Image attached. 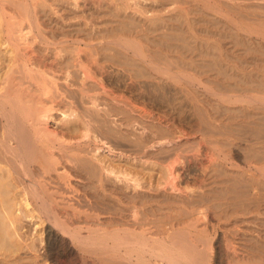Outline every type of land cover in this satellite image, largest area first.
Segmentation results:
<instances>
[{
  "label": "bare ground",
  "instance_id": "6f19581e",
  "mask_svg": "<svg viewBox=\"0 0 264 264\" xmlns=\"http://www.w3.org/2000/svg\"><path fill=\"white\" fill-rule=\"evenodd\" d=\"M66 1L0 0V20L5 23L0 22V215L3 217L0 221V249L6 250L5 254L2 252L5 259L0 260V264H206L204 259L198 260L196 256L200 246L192 235L203 227L200 220L204 218L210 222L223 221L224 231L216 242L221 264H230V258L237 252L235 242L233 249L225 245L224 241L227 243L230 239L227 230L243 222L258 223L257 228L250 227L255 233L251 239L264 248V0H178L182 4L179 8H210L203 12L214 18L222 10L237 13L235 41L240 49L237 58L232 54L231 57L214 52L207 54L204 49L202 53L190 55L197 47L191 40L196 35L184 29L190 27L193 20L189 11L184 9L171 14L168 11L153 13L148 8L138 7L143 13L142 18L124 15L129 18L118 22L115 31L142 34L146 42L127 36L125 41L120 39L118 43L117 38H111L119 47L106 45L112 53L108 51L105 56L127 72L129 82H124L127 86L141 77L152 79L156 86L151 92L147 91L144 101L160 105L156 106L158 111L155 109V113L153 108L143 107L145 109L141 112L147 119L141 120L139 133L131 131V134L110 125L104 115L110 111V101L116 102L118 119L122 125L127 124L134 117L128 107L133 109L136 99L132 101V97L114 91L108 82L103 81V72L99 75L98 68L90 61L91 54H88L91 51L86 49L90 52L82 53L84 47H93L98 52L94 42L96 31L81 26L82 22L70 29L68 32L74 36L78 50L74 51L75 57L70 53L66 55L63 53L67 52L64 38L68 32L54 21L52 24L42 19V11L38 9L107 8L115 4L114 0ZM157 1L147 7L150 5L151 10H159L161 6L157 3L160 0ZM123 2L122 6L126 4ZM161 2L165 6L166 1ZM117 15L123 17V13ZM85 19L89 22L91 18ZM80 33H85L86 37H81ZM105 40L110 42V39ZM82 44L86 46L81 48ZM216 48L220 50L218 46ZM62 104L66 124L52 127L49 125L52 111L63 108ZM83 129L87 132L91 129L93 134L96 131L101 138L99 143L102 138L122 137L123 140H117L128 141L134 162L138 159L143 168L149 166V160H154V165L159 164L156 167H159L158 178L152 170L147 186V182L141 181L144 176L141 173L143 176L128 169L118 170L99 157L93 160L76 153L82 150L81 142L70 140L76 139ZM87 132L85 130V134ZM83 134L82 138L87 136ZM191 134L200 135L199 145L205 147L203 154L190 155L191 150H188L192 147L191 143L188 145V136ZM66 135L72 136L69 142ZM233 136L240 139V144H245L240 149L246 153L243 168L229 172L224 159H220L222 154L215 157L210 150L217 147L216 144L229 145ZM58 143L62 145L60 151L55 149ZM113 149L110 147L108 151L112 154ZM70 150L74 152L70 153ZM193 164L201 168L197 171L202 174L192 171ZM71 176L77 180L73 182ZM181 176L192 184V189L186 191L191 187L186 186L182 190V180L179 183L174 181ZM221 176L226 178L221 179ZM150 189L160 192H149ZM22 210L34 219L37 216L44 226L40 239L45 242L44 253L36 255L29 252V248L25 253L35 256L26 259L18 254L21 228L18 230L16 222L21 220L18 216L22 215ZM33 211L37 215H33ZM150 213L154 216L149 217ZM167 224H170L169 229ZM237 231V228L233 229L236 238L237 235L241 238L242 233L237 234ZM199 239L198 243L202 239V245L209 241ZM206 249L205 252L201 250L202 253L207 254Z\"/></svg>",
  "mask_w": 264,
  "mask_h": 264
},
{
  "label": "rangeland",
  "instance_id": "374dc122",
  "mask_svg": "<svg viewBox=\"0 0 264 264\" xmlns=\"http://www.w3.org/2000/svg\"><path fill=\"white\" fill-rule=\"evenodd\" d=\"M71 1V0H70ZM111 1V0H110ZM133 1V0H132ZM131 0H124V2H123V0H114V3L116 4V6H115V4H113V6H111V7H102V8H97L96 7V9H97V11H96V9H95V7L94 8H82V9H72V8H59V10H58V8L55 10V8H44V10H42L43 8L42 7H40V8H38L39 10H41L42 12H41V15H42V19H45V21L46 22H49V23H52L53 24V21H54V23H57V24H59V27H61V28H63L64 29V31H66V32H68V31H70V29H73L75 26H79L80 25V23H81V26H85V27H92L93 29H94V31H96L95 32V43H96V48H97V51L98 52H95V48L93 49V47H92V49H93V51H92V49H91V47H84V49H82V53L85 55V54H87V53H89L90 51H91V53H89L88 54V56L90 55L91 56V58H89L90 59V61H92L93 62V64L94 65H96V68H98V73H100L99 75H101V73L103 72V78L105 79V80H103L105 83H107L110 87H112V88H114V91H116V92H118L119 94H125L126 96H128L129 98L130 97H132V98H130L132 101L133 100H135L136 99V101H134L133 103H140V104H142L141 105V109H140V104H139V107H138V109H136V106H138L136 103L134 104V105H136L135 107H133V109H134V111H136V112H134V111H132L133 109H132V107H128V108H131V109H128V110H130L131 112H129L130 114L132 113V115L134 116L133 118H132V120L131 121H129V122H127V124H126V122L125 123H123V125H122V122L118 119V115H117V112H118V107L116 106V102H112V101H110V104H111V107H110V111H108V113L107 114H109V112H111L109 115H104V116H106V118H107V120L109 119V124L110 125H112V126H114V127H116L118 130H120L121 132H126V134H131V131H135L136 133H139L140 132V129H141V120H143V119H147V117L144 115V113H142L143 112V109H145V108H143V107H146L148 110L150 109V110H152V108H153V113H155V111L157 110L158 111V106L160 107V105H158V104H156L155 103V105H154V103H152V102H149V104H147L145 101H144V98H145V96L147 95V93H149V92H151L152 90H154V88H155V86H156V84L154 83V81L152 80V79H150V78H146V77H141V78H139L133 85H131V86H127L126 84L127 83H124V82H129L128 80H129V76H128V74H127V72H124V71H122V67L118 64V63H116V61H112V60H110V59H108L106 56H108L107 55V53H109V52H111L112 53V51H110V50H107L106 49V45H111V46H117L116 44H114L113 43V41L114 40H112V39H116V42L118 41V43L120 42V39H123L122 41H125V39L127 38V36H128V38L130 37V38H137L138 40H141L143 43H145L146 41L143 39V37H141L142 36V34H134V35H128V34H125V32H119V31H115V29H116V27L118 26V24H120V23H118V22H121V21H123V20H127V18H132V16H134V17H136V18H138V19H140V18H142V16H143V13L141 12V9L142 8H148L150 11H153V13H158V12H160L161 13V11H165V12H169V13H171V14H175V13H177L180 9H184V10H186V11H189V17L191 18V20H192V23H191V25H190V27H184V29L186 30H189V31H192V32H194L195 33V35H196V37L194 36V37H192L191 38V40H192V42H193V44H195L197 47H196V49L194 50L193 49V51H191L189 54L190 55H195V54H199V53H202V49H204L205 50V52L204 53H207V54H212V52H214V53H221V54H223L225 57H226V55L227 56H229V57H231V54H232V56H234L235 58H237V54L239 53V45L237 44V41H235L236 39H237V13H232L231 11H227V10H222L221 12L222 13H218L217 15V17H215L217 20L219 19V21H214L215 20V18H214V16L213 15H210V14H208V13H205V12H203V11H205V10H210V8H179L180 6H182V4L178 1V0H176L177 1V3H175V0H172L173 1V3L171 2V0H170V2L168 1V0H163V1H166L165 2V6H162L161 5V0H160V2H158L157 4H159L160 6H161V8L159 9V10H151V9H153V8H149V6L147 7V4H151V3H153L154 4V1L155 0H153V2H151V0H147V1H145V0H139V3H137L138 2V0H134L133 2H132ZM136 1V2H135ZM65 2H67L66 0H65ZM112 2H113V0H112ZM117 2H119V4L117 3ZM121 2H123V3H126V4H123V6H122V3ZM128 2V3H127ZM148 2V3H147ZM136 3V5H134ZM142 5H141V4ZM170 3V5H167V4H169ZM175 3V4H174ZM118 4V5H117ZM139 4V6H137ZM172 4V5H171ZM174 4V5H173ZM120 5L124 8L125 7V9H124V11L122 10V7L121 8H119L120 7ZM134 7H133V6ZM113 7V8H112ZM119 8V9H121V10H119V9H116V8ZM133 7V8H132ZM141 8L140 9V11H138V9L137 8ZM163 7H165V9L163 8ZM107 9V10H105V9ZM129 9V10H127V9ZM89 11H88V10ZM100 9V10H99ZM108 9H110V10H108ZM112 9H115L113 12L115 13H113L112 12ZM135 9H136V11H135ZM162 9H164V10H162ZM188 9V10H187ZM193 9L195 10V11H193ZM66 10H67V12H66ZM73 10V11H72ZM83 10V11H82ZM86 10V11H85ZM146 10V9H145ZM198 10H200V11H198ZM44 11H46V14H45V12ZM76 11V12H75ZM92 11V12H91ZM109 13H108V12ZM117 11V12H116ZM125 11H128L127 13L128 14H126V12ZM57 13V14H55V13ZM59 12V13H58ZM65 12V13H64ZM69 12V13H68ZM95 12V13H94ZM103 12V13H102ZM113 14H112V13ZM135 12H137V13H135ZM52 13V14H51ZM97 13V14H96ZM122 13H123V15H122ZM138 13H140V14H138ZM66 14V15H65ZM91 14V15H90ZM112 14V15H111ZM117 14H120V15H122L123 17L122 18H120V16H118ZM129 14H131V15H129ZM167 15H168V13H166ZM49 15V16H48ZM86 15V16H85ZM94 15H95V17H97V18H95L94 17ZM115 15V16H114ZM124 15H127V16H129V17H125ZM223 15H225L226 17H228V18H226L225 16H223ZM58 16V17H57ZM92 16L94 17L93 18V22H92ZM192 16V17H191ZM104 17V18H103ZM111 17H113V18H111ZM198 17V18H197ZM220 17V18H219ZM51 18V19H50ZM54 18V19H53ZM81 18H83L82 20H81ZM85 18H87V19H90L89 20V22H88V20L87 21H85L86 19ZM103 20H102V19ZM198 19V20H196V19ZM214 18V19H213ZM53 19V20H52ZM104 19H106L107 21H105ZM109 19V20H108ZM229 19V20H228ZM66 20V21H65ZM74 20V21H73ZM96 20V21H95ZM199 20H203V21H199ZM206 20V21H205ZM207 20H210V21H212V22H208ZM58 21V22H57ZM69 21V22H68ZM77 21V22H76ZM117 21V22H116ZM132 21H134L133 19H132ZM228 21V22H227ZM233 21V22H232ZM0 22H3L4 23V21L1 19L0 20ZM95 22V23H94ZM97 22V23H96ZM195 22V23H194ZM220 22V23H219ZM222 22V23H221ZM229 23L230 25L232 24V26L230 27V25H228L227 23ZM236 22V23H235ZM70 25H69V24ZM88 23H90L89 25H88ZM103 23V24H102ZM214 23V24H213ZM216 23V24H215ZM217 23H219V24H217ZM227 25H226V24ZM5 24V23H4ZM76 24V25H75ZM84 24V25H83ZM235 24V25H234ZM99 25V26H98ZM105 26V28H103L104 26ZM113 25L115 26V27H113ZM218 25V26H217ZM222 25H224V27L222 28ZM207 26V27H206ZM66 27V28H65ZM87 27V28H88ZM236 27V28H235ZM200 28V29H199ZM201 28H204V30L203 29H201ZM67 29V30H66ZM114 29V30H113ZM208 31V32H205L206 30ZM216 29V30H215ZM233 29H235V30H233ZM105 30H106V32H105ZM107 30H109V31H107ZM204 32H203V31ZM218 30V31H217ZM222 31L221 33H222V36H219V35H221V33L219 32V31ZM101 31V33H99ZM213 33H212V32ZM215 31H217V32H219V33H217V32H215ZM98 32V33H97ZM231 32V33H230ZM239 32L242 34V33H244V31L241 29V30H239ZM119 33V34H118ZM210 33V34H209ZM215 33H217L218 34V37H217V34H215ZM225 33H226V35H225ZM227 33H229V34H231L232 36H230L229 34L227 35ZM68 36L67 37H65L64 39H65V41L66 42H64V45H65V47H66V49H67V52H63L64 54H69L70 53V55L71 56H73V57H75L76 56V54H74V51H76V50H78V46L76 45L77 43H74V36H72L71 34H70V32H68ZM98 34V35H97ZM80 35H81V37H86V34L85 33H80ZM121 35V36H120ZM125 35V36H124ZM224 35H225V37H224ZM254 35H256V34H254ZM228 36V37H227ZM126 37V38H125ZM67 38V39H66ZM112 38V39H111ZM201 38V39H200ZM235 38V39H234ZM70 39V40H69ZM73 39V40H72ZM105 39H110V42H109V40L107 41V40H105ZM203 39V40H202ZM204 39H206V40H204ZM72 40V41H71ZM96 40H98L100 43L99 44H97L98 43V41H96ZM208 40V41H207ZM215 40H217V41H215ZM106 41V42H105ZM204 41H206V43L204 42ZM236 42V44L235 43H233V42ZM108 42V43H107ZM207 42H209V44L207 43ZM215 42V43H214ZM218 42V44L216 45V43ZM102 43V44H101ZM110 43V44H109ZM111 43H113V44H111ZM201 43V44H200ZM101 44V45H100ZM207 44V45H206ZM216 45V46H213V45ZM99 45H100V47H99ZM210 45V46H209ZM212 45V46H211ZM235 45V46H234ZM74 46H75V48H77V49H75L74 48ZM82 46H86V45H84V44H82L80 47L82 48ZM101 46H102V49H101ZM219 47L220 48V50L218 49L217 50V48L216 47ZM51 47H53V46H51ZM67 47H69V48H67ZM71 47L74 49H72V51H71ZM117 47H119V45L117 46ZM215 48V50H213L214 48ZM232 47H233V50H232ZM70 51H69V50ZM86 49L88 50H90V51H86ZM212 49V50H211ZM225 49V50H224ZM101 50V51H100ZM237 50V51H236ZM84 51V52H83ZM109 51V52H108ZM217 51V52H216ZM77 52V51H76ZM105 52V53H104ZM164 52H166L165 50H164ZM100 53V54H99ZM227 53V54H226ZM73 54V55H72ZM262 54V53H261ZM70 55H68V56H70ZM75 55V56H74ZM106 55V56H105ZM74 59V58H73ZM100 63V64H99ZM107 63H109V65H112L116 70H113L114 68L112 67V66H109ZM111 63H113V64H111ZM97 65H99V66H101V67H99V66H97ZM102 66H104L103 68H102ZM95 67V66H94ZM110 67H111V69H110ZM121 67V68H120ZM100 68H102V69H100ZM109 68V69H108ZM121 70H120V69ZM106 69H108V71L106 70ZM100 70V71H99ZM111 70V71H110ZM118 70V71H117ZM102 71V72H101ZM106 72V73H105ZM110 72H112L111 74H110ZM116 72V73H115ZM108 75V76H107ZM118 76V77H117ZM121 76V77H120ZM114 78V80H113V78ZM116 77V78H115ZM119 78V79H118ZM144 79V80H143ZM122 80V81H121ZM119 81V82H118ZM138 81H140V82H138ZM144 81L146 82V83H144ZM149 81H150V83H149ZM138 83H140L139 85H138ZM143 83H144V85H143ZM111 84V85H110ZM122 84V85H121ZM145 84H146V86H145ZM136 86V87H133V86ZM151 85V86H150ZM155 85V86H154ZM120 86H122V87H120ZM137 86H139V87H137ZM152 86H154V87H152ZM116 87V88H115ZM147 89H146V88ZM122 88V89H121ZM127 88H128V90H127ZM133 88H135V90L133 89ZM142 88V89H141ZM100 89V88H99ZM125 89H126V91H125ZM131 89V90H130ZM136 89H138L137 91H136ZM144 89H145V91H144ZM134 90V91H133ZM99 91V90H98ZM131 91H133V92H131ZM147 91H149V92H147ZM126 92V93H125ZM141 92V93H140ZM100 93V95H102V94H104V93H102V92H99ZM102 93V94H101ZM139 94H141V95H139ZM138 98H137V97ZM144 96V97H143ZM135 98V99H134ZM111 100V99H110ZM141 101H143L144 102V104H143V102H141ZM151 103V104H150ZM61 106H63V104L61 105ZM156 106H157V108H156ZM58 107V106H57ZM165 108H167V107H165ZM63 109H64V106H63V108H61V107H59L58 109H54V111H52V117H50L49 118V125L50 126H56V127H59V126H63V125H65L66 124V121L64 120L65 119V114H63L64 112H63ZM66 109V108H65ZM156 109V110H155ZM141 110H142V112H141ZM140 111V112H139ZM156 111V112H157ZM113 113V114H112ZM139 113V114H138ZM140 113H142V114H140ZM53 114H54V116H53ZM114 114H116V115H114ZM187 114H189V112L187 113ZM113 118H115V119H113ZM143 116V117H142ZM141 117H142V119H141ZM52 118V119H51ZM112 118V119H111ZM137 122V123H134L135 121ZM195 120V119H194ZM64 121H65V123H64ZM131 122H133V124L131 125L130 123ZM116 123H118L117 124V126H115V124ZM120 123V124H119ZM118 125H120V126H118ZM185 125H189V124H185ZM122 126V127H121ZM135 126H137V129L135 130ZM56 127H54V128H56ZM120 128V129H119ZM139 128V129H138ZM85 130H86V132H87V129H83V131H80V135L78 134V136L77 137H79V138H77L76 137V139L75 138H72V136H69V135H66V137H68L67 138V141L68 140H70L71 138H72V140H70V142H73V141H80L81 142V148H82V150L80 151V152H76V153H79L80 155H82V156H85V157H87V158H91V159H93V160H97V158L96 157H99L100 159H103V162L105 163H107V161H108V163L107 164H109V163H111V164H113V166L116 168V169H121V168H123V169H128V170H130V171H132V172H138L139 174L141 173V174H143V175H141V176H143L142 177V180L141 181H143V183L144 184H146V182H147V186H149V183L148 182H150V178L148 177V175L150 176V174L152 173V170H153V173L156 175V173H158L157 171L159 170V167H158V169L156 168L157 167V165L159 166V164H155L154 165V160H149V161H147V164L148 163H150L149 164V166L147 165V166H145L144 168H143V163H138L139 161H138V159H135V162H134V160H133V156L131 155V154H133L132 153V149H129V148H131L130 147V144L128 143V141H126L125 140V142H127L128 144H126L124 141V143L122 142V137H120L122 140H120L119 142H118V140H117V138L119 137L118 135L117 136H114V138L111 140V137H108V138H102V141H104V142H100L99 143V141L101 140V138L99 139L98 138V136L96 135L97 134V132L95 131V135L93 134V131H90V130H88L89 132H87L86 134H87V136H83V138H82V135L81 134H83V135H86L85 134ZM93 130V129H92ZM139 131V132H138ZM81 132H83V133H81ZM90 134V135H89ZM92 135H94V136H92ZM90 136V137H89ZM195 136V134H191V135H189L188 136V141H189V143H188V145L190 144V146L192 147L191 149H189L188 151H190L191 150V154L190 155H193V154H203V152L205 151V150H203V149H205V147L203 146H200L199 145V141H200V135H198V134H196V136ZM88 137V138H87ZM95 138V137H97L96 139L98 140V141H96V139H93V138ZM85 138V139H84ZM120 138H118V139H120ZM191 138V139H190ZM198 138V139H197ZM64 140H65V138H63ZM82 141H84V142H82ZM114 139L116 140V141H114ZM183 139H185V138H183ZM86 140V141H85ZM88 140V141H87ZM95 140V141H94ZM199 140V141H198ZM239 141V142H238ZM65 142H66V140H65ZM69 142V141H68ZM91 142V143H90ZM110 142H112V143H110ZM116 142V143H115ZM232 143H229V145H217L216 144V146L217 147H215V146H213V147H215V148H213V149H211L210 150V152L212 153V151L215 153V157H217L216 156V154L218 155L219 153H221L222 155H220V159H224L223 160V162H224V164L227 166V169H228V171L230 172V171H235V170H239V169H242L243 168V160H244V156H245V151L246 150H244L243 151V149H240V146L241 145H243V146H245V144H240V139L237 137V136H233L232 137V141H231ZM67 143V142H66ZM96 143V144H95ZM106 143V145H103V144H105ZM118 143V144H117ZM119 143H120V145L121 146H119ZM123 143V144H122ZM110 144V145H109ZM115 144H117V145H115ZM232 145V147L230 148V146ZM236 144V145H235ZM114 145V146H113ZM124 145V146H123ZM187 145V146H188ZM193 145V146H192ZM195 145H196V147H195ZM238 145V146H237ZM57 146L58 147H56L55 149L57 150V151H60V147L62 146V145H59V143L57 144ZM85 146L87 147L86 149H85ZM123 146V147H122ZM126 146V147H125ZM220 148H219V147ZM226 146V147H225ZM233 146H237L236 148L235 147H233ZM110 147H112V148H114L113 149V152H112V154L108 151V149L110 148ZM125 147V149H123ZM129 147V148H128ZM194 147V148H193ZM198 147H200V148H198ZM225 148V150L223 149V148ZM239 147V148H238ZM59 148V149H58ZM84 148V149H83ZM116 148V149H115ZM118 148V149H117ZM188 148H190V147H188ZM197 148H198V150H197ZM226 148H229L228 150H226ZM87 149H89V151H87ZM93 149V150H92ZM97 149V150H96ZM120 149H122L121 151H118V150H120ZM193 149H194V151H193ZM195 149H196V151H195ZM216 149V150H215ZM219 149H222V150H219ZM238 149V150H237ZM86 150V151H85ZM96 152H95V151ZM124 150V151H123ZM203 150V151H202ZM215 150V151H214ZM91 151V152H90ZM99 151V152H98ZM187 151V152H188ZM193 151V152H192ZM200 151V152H199ZM229 151L231 152V153H229ZM72 152H74L73 150H70V153H72ZM82 152V153H81ZM89 152V153H88ZM101 152V153H100ZM118 154H117V153ZM124 152V153H123ZM127 152V153H126ZM197 152V153H196ZM92 153V154H91ZM98 153H100V154H98ZM130 154V156H129V154L128 155H126V154ZM225 153V154H224ZM226 153H227V155L228 156H226ZM97 154V155H96ZM119 154H120V156H119ZM188 154V155H189ZM244 154V155H243ZM94 155H95V157H94ZM117 155V156H116ZM123 155V156H122ZM106 156H108L110 159H112V160H110L109 158H106ZM119 156V157H118ZM219 157V156H218ZM222 157V158H221ZM124 158V159H123ZM126 158V159H125ZM130 158V159H129ZM132 158V159H131ZM228 158H230V159H228ZM234 158V159H233ZM117 161H116V160ZM226 159V160H225ZM106 160V161H105ZM115 160V161H114ZM110 161V162H109ZM153 163H152V162ZM231 161H234V162H236V163H231ZM127 162V163H126ZM241 163V164H239V163ZM134 163V164H133ZM128 164H131V166L130 165H128ZM133 164V165H132ZM140 165H142V166H140ZM122 166V167H121ZM129 166V167H128ZM133 166V167H132ZM151 166V167H150ZM133 169H132V168ZM137 167V168H136ZM147 167V168H146ZM151 169H150V168ZM155 169H154V168ZM146 168V169H145ZM200 167L198 166V165H196V164H193L192 165V171L194 172L195 170L197 171H200V169H199ZM118 169V170H119ZM142 169V170H141ZM150 169V170H149ZM195 171V172H196ZM197 171V172H198ZM198 173H200V172H198ZM200 174H202V173H200ZM72 177V176H71ZM156 177L158 178V176L156 175ZM222 178L221 179H225L226 178V176H221ZM157 178H155V180L157 179ZM144 179H145V181H144ZM154 179V178H153ZM178 179V180H177ZM176 180H174V181H179V182H181V180H182V182L180 183V185H181V187H182V190H185L187 187H190L192 184H189V183H187L186 181H184V177L183 176H181V178L180 177H178ZM180 179V180H179ZM72 180H73V182H75L76 180H77V178H73L72 177ZM178 182V183H179ZM205 183H207L206 181H205ZM184 184V185H183ZM194 184V183H193ZM170 185V184H169ZM184 187H183V186ZM171 186V185H170ZM187 186V187H186ZM169 187V186H168ZM186 187V188H185ZM183 188H185V189H183ZM190 189H192V186L189 188V189H186V191L187 190H190ZM151 190V189H150ZM149 191V190H148ZM149 192H153V193H156L157 191H155V190H151V191H149ZM158 192H160V191H158ZM157 192V193H158ZM12 211H14V208H12ZM25 212L22 210V215H20V216H18V218L19 219H21V220H19L18 222H16V227L18 228V230L20 229V235H21V247H20V249H19V252H18V254L19 255H21L22 257H24L25 259H26V257L28 258V256L29 257H34L35 255H33V254H36V255H39V254H43L44 253V247H45V242H42L40 239H41V232H42V228L44 227L43 226V224L40 222V220H39V218L36 216V218L38 219H34L35 217H31V216H28V215H26V214H24ZM33 213V215H37V212L36 211H33L32 212ZM257 213V212H256ZM255 213V214H256ZM20 214H21V212H20ZM149 215V214H148ZM152 213H150V215H149V217H152ZM154 216V215H153ZM31 217V218H30ZM2 219H3V217H2V215H0V221H2ZM202 220H203V222H202ZM37 221V222H36ZM207 222V223H206ZM39 223H41V225L39 224ZM200 223L201 224H203L202 226L203 227H201V228H199V230H197V231H195V233L193 232V237L194 238H197V241H196V243H197V245L198 246H200V252L202 253V251H204V249L207 247L208 249H206V252H207V254L206 253H200L199 252V250L197 251V254L199 253V254H201V255H197L196 254V256H197V258H198V260H203L204 261V263L206 262V264H208V262H207V260H208V257L210 258L208 261H209V264H221L220 262H222V258H220L219 257V253H218V242H219V238H221V235H222V231H224V228H223V226H222V224H223V221L221 222V223H219V222H216V221H214V222H210V221H208L207 220V218H204V219H201L200 220ZM256 223V224H255ZM20 224V225H19ZM251 224V225H250ZM169 225L170 224H167L166 226H167V228L169 229L170 227H169ZM255 225H257V226H255ZM21 226V227H20ZM23 226V227H22ZM43 226V227H42ZM243 226V227H245V228H242L241 229V227ZM42 227V228H41ZM182 227V226H181ZM250 227H252L253 229L254 228H257L258 227V223L255 221H253V222H250V223H247V222H243L242 224H240V225H237V226H235V228H237L238 229V231H237V234H238V232H241L242 233V236H241V238H239L238 237V235H237V238H236V235L233 233V229H235L234 228V226H233V228H231L230 230H227L229 233H228V237L230 238L228 241H227V243H228V246H227V243H226V241H224L225 242V245H226V247H229V248H231V249H233V243L235 242L236 243V251L239 253H235L234 254V256H233V258L231 257L230 258V264H244V262H245V260L247 261V262H245V264L247 263V264H255V261L254 260H256L257 261V263L256 264H260V263H258V262H262V260H264V248H262L260 245H258L256 242H255V240H253V239H251V237L255 234L254 233V230H251L250 229ZM207 228H208V230H207ZM215 228V229H214ZM248 228V229H247ZM205 229V230H204ZM211 229V230H210ZM39 230H41V231H39ZM40 233H39V232ZM221 234H220V233ZM250 232V233H249ZM253 233V234H252ZM23 234V235H22ZM209 236H208V235ZM244 234V235H243ZM247 234V235H246ZM199 237H198V236ZM205 235V236H204ZM207 235V236H206ZM251 235V236H250ZM23 236V237H22ZM37 236H39L40 238H38ZM250 236V237H249ZM201 237L203 238V240H209V241H204V244L202 245L201 244V242H202V239H201ZM25 238V239H24ZM198 238H200L199 240V242L200 243H198ZM207 238V239H206ZM248 238H249V240H248ZM24 239V240H23ZM234 240V241H233ZM208 242H209V244H208ZM217 242V243H216ZM34 243H36V244H34ZM207 243V244H206ZM26 244H33V246H31V245H29V246H26ZM211 244V245H210ZM34 245H37V246H35V248H34ZM204 245H206V246H204ZM210 245V246H209ZM232 245V246H231ZM248 245H250V246H248ZM251 245H252V247H251ZM24 246L26 247V248H24ZM213 246V247H212ZM27 247H28V249H27ZM204 249H203V248ZM256 247H257V249H256ZM29 248H30V251L29 252H31V253H33V254H29V253H25V252H28V250H29ZM36 248L38 249V250H36ZM22 249H24V250H22ZM43 249V250H42ZM203 249V250H202ZM259 249V250H258ZM202 250V251H201ZM210 250V251H209ZM213 250V251H212ZM5 251V252H4ZM38 251V252H37ZM241 251V252H240ZM2 252H4L3 254H5L6 253V250L5 249H0V260H4L5 259V257H4V255L2 254ZM244 252V253H243ZM238 254V255H237ZM258 254L261 256H258ZM208 256V257H206V258H204V256ZM255 256V257H254ZM218 257V258H217ZM235 257V258H234ZM202 258V259H201ZM237 258H238V260H237ZM246 258V259H245ZM256 258V259H255ZM258 258H259V260H258ZM262 258V260L260 261V259ZM24 259V260H25ZM89 259H92V260H94L95 261V259H94V257L92 258V257H90L89 256ZM206 259V260H205ZM219 259V260H218ZM221 259V260H220ZM235 259V260H234ZM252 261H254V262H252ZM233 260H234V262H233ZM220 261V262H219ZM239 262V263H237V262ZM218 262V263H217ZM232 262V263H231ZM249 262H251V263H249ZM223 263V262H222ZM264 263V261L262 262V264ZM45 264H46V262H45Z\"/></svg>",
  "mask_w": 264,
  "mask_h": 264
}]
</instances>
